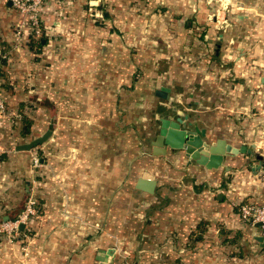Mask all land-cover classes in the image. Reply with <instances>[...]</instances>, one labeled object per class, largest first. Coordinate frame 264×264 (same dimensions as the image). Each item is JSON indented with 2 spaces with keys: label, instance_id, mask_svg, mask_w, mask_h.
<instances>
[{
  "label": "crops",
  "instance_id": "crops-1",
  "mask_svg": "<svg viewBox=\"0 0 264 264\" xmlns=\"http://www.w3.org/2000/svg\"><path fill=\"white\" fill-rule=\"evenodd\" d=\"M67 1L41 8L40 45L17 52L21 17L0 0V221L30 196L37 206L31 256L0 238V264H101L109 249L115 264L120 248L131 264H264L257 225L238 214L264 201V0H98L105 25L86 20L91 0ZM161 88L204 143L250 153L217 169L155 156Z\"/></svg>",
  "mask_w": 264,
  "mask_h": 264
},
{
  "label": "water",
  "instance_id": "water-1",
  "mask_svg": "<svg viewBox=\"0 0 264 264\" xmlns=\"http://www.w3.org/2000/svg\"><path fill=\"white\" fill-rule=\"evenodd\" d=\"M221 40V36L218 38V42ZM154 101H159L157 107L158 113L156 119L160 123L159 135L155 141L152 142L153 154L155 156L161 155L166 152V149L176 151H184L185 156L190 162H195L199 165L206 167L207 169H217L222 165L223 157L226 154L238 155L250 153L245 147L233 148L226 145L223 141H217L214 144L204 143L201 139L204 136V131L194 127L193 130L191 123L187 122L188 117L183 112L177 109L174 102V98L169 95L167 88H161L155 92L153 97ZM51 135V131H46L44 135L36 138L27 145L18 147V151H29L34 147L42 145ZM155 181L148 174L144 173L142 178L138 181V189L145 193L152 194L155 189ZM258 227V225L256 226ZM23 229V226H21ZM262 246L264 245V239L257 237ZM114 250L109 249L98 258L101 264H109L112 262Z\"/></svg>",
  "mask_w": 264,
  "mask_h": 264
},
{
  "label": "built area",
  "instance_id": "built-area-1",
  "mask_svg": "<svg viewBox=\"0 0 264 264\" xmlns=\"http://www.w3.org/2000/svg\"><path fill=\"white\" fill-rule=\"evenodd\" d=\"M61 0H11L13 8L20 15V21L14 30V48L19 51V47L24 38L28 40L30 37L40 34V10L44 4L59 3ZM7 55H2V59H6ZM0 63V69H1ZM5 105L0 98V117L5 114ZM38 164V160L34 159V165ZM36 201L30 196L25 204L24 209L16 216L15 219L0 221V238L8 244L22 242L28 238L24 233L28 227L30 220L36 215ZM238 214L240 219L251 225H258L259 235L264 239V201L262 203H241L238 205ZM23 226V229H21ZM21 240V241H20ZM24 240V241H22Z\"/></svg>",
  "mask_w": 264,
  "mask_h": 264
},
{
  "label": "rangeland",
  "instance_id": "rangeland-1",
  "mask_svg": "<svg viewBox=\"0 0 264 264\" xmlns=\"http://www.w3.org/2000/svg\"><path fill=\"white\" fill-rule=\"evenodd\" d=\"M67 0H61L59 3H46V4H57V5H63L65 2H66ZM92 2H89V1H87V11H86V20L88 21V23H90V24H99V25H105V21L103 20V18H102V16H101V14H100V11H97L96 9H93L94 7H97L98 5H99V1L98 0H91ZM68 2V1H67ZM67 2H66V4H67ZM96 2V6L95 5H93L94 3ZM107 2V1H106ZM46 4H44L43 6H45ZM85 7V6H84ZM16 11V10H15ZM18 14V13H17ZM43 32V31H42ZM40 36H41V32H40V34L39 35H35L34 37H30V38H28V40L26 39V38H24V40L23 41H26V42H23L21 45H24V44H28V41L30 42V43H32V42H34L35 44L39 41V39H40ZM21 47V46H20ZM12 51V50H11ZM20 51V50H19ZM19 51H17V52H19ZM1 59V58H0ZM2 60V59H1ZM141 110V112H142V114L143 115H139V127H140V135H142V136H144L145 135V133H146V131H147V129L146 130H144L143 128H142V126H143V124L145 123V126H147V128L149 127V124H150V120H147V118L149 117V119H150V116H151V111H149L148 110V112H146V114H145V111H144V107L142 108L141 106H140V108H139V111ZM143 110V111H142ZM148 113V114H147ZM144 120L143 122H141L142 120ZM39 160V159H38ZM39 162V161H38ZM37 165H39V163L37 164ZM33 198H34V196H33ZM35 199V198H34ZM27 198H26V200H25V203H24V206H23V208L21 209V211L24 209V207H25V204H26V202H27ZM16 218V217H15ZM15 218H13V219H15ZM28 237V236H27ZM21 241V240H20ZM22 241H24V240H22ZM7 243V242H6ZM120 247H124L125 248V246H120ZM121 249V248H120ZM120 249H119V251H118V256L116 257V261H115V264H131L132 263V258L129 256V254H124L123 252H125V251H123L122 253H121V251H120ZM128 249H130V247H128ZM127 249V250H128ZM31 242H30V239H29V237L26 239V241H24V244H22V242H20V252H21V255H22V257L24 258V259H26V258H29L30 256H31ZM125 250H126V248H125ZM129 251H131V250H129ZM129 251H126L125 253H129Z\"/></svg>",
  "mask_w": 264,
  "mask_h": 264
},
{
  "label": "trees",
  "instance_id": "trees-1",
  "mask_svg": "<svg viewBox=\"0 0 264 264\" xmlns=\"http://www.w3.org/2000/svg\"><path fill=\"white\" fill-rule=\"evenodd\" d=\"M40 41H38L36 44L40 45L39 43ZM26 124H29V122L27 120H25Z\"/></svg>",
  "mask_w": 264,
  "mask_h": 264
}]
</instances>
